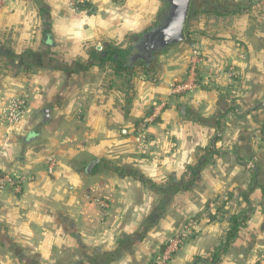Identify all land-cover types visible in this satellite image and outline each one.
<instances>
[{
    "label": "crops",
    "instance_id": "crops-1",
    "mask_svg": "<svg viewBox=\"0 0 264 264\" xmlns=\"http://www.w3.org/2000/svg\"><path fill=\"white\" fill-rule=\"evenodd\" d=\"M170 7L0 6V116L30 98L16 123L0 121V169L26 176L21 193L0 192V264H150L189 222L172 264H205L234 218L244 226L217 264H264V0H191L185 39L162 51L155 77L128 85L106 65L64 68L91 47L132 45ZM196 46L201 84L174 94Z\"/></svg>",
    "mask_w": 264,
    "mask_h": 264
},
{
    "label": "built area",
    "instance_id": "built-area-1",
    "mask_svg": "<svg viewBox=\"0 0 264 264\" xmlns=\"http://www.w3.org/2000/svg\"><path fill=\"white\" fill-rule=\"evenodd\" d=\"M10 0H0V6L6 5ZM71 5L75 8H80V6H87L91 0H69ZM202 51L196 46L193 47L192 53L189 60V67L186 77L183 80L173 83L172 93H183L185 91H191L200 86L199 80V65L202 62ZM25 100H13L5 112L0 116V121L7 124L16 123L23 114L22 109ZM165 103L161 102L157 104V109L149 117L145 119V122H152L158 115V109ZM47 169L49 173H53L57 160L54 155L47 157ZM26 181V176L22 174H11L0 169V192L5 190H11L14 193H21L23 190L24 183ZM222 200H226L223 198ZM193 223L189 222L185 227L170 237L154 254L150 264H172L175 256L181 250L187 237L189 236Z\"/></svg>",
    "mask_w": 264,
    "mask_h": 264
},
{
    "label": "trees",
    "instance_id": "trees-1",
    "mask_svg": "<svg viewBox=\"0 0 264 264\" xmlns=\"http://www.w3.org/2000/svg\"><path fill=\"white\" fill-rule=\"evenodd\" d=\"M84 7L85 6H80V8H84ZM132 48H134V46H130L126 49H122L121 47H111V48L104 49L102 51H98L94 47H91L90 49H88V52L90 55L88 60H85V61L81 59L77 60L79 64V70H86L93 65L104 66L105 64L110 62L116 74L118 75L125 74V73L127 74V71H130V72L135 71V69L139 65L137 62L138 60H141V64H143L145 67H148L150 65L151 59L149 60V58L145 59L142 57L141 58L138 57V60H136L135 56L131 57L130 55V51L132 50ZM104 53L105 55H103ZM125 55L127 58V63H125L123 60L125 58ZM96 59L97 60L99 59V61H96ZM207 162L208 160L205 159L202 164L204 165ZM202 164L191 167L193 174L198 173V170L201 168ZM244 221H245V218H243V220L241 219L238 220L236 218L232 219V225L230 229L228 230L225 241L217 248V250L210 256L209 259H204L201 261L205 264H217L221 260V255L230 246L233 238L235 237L239 229L244 226Z\"/></svg>",
    "mask_w": 264,
    "mask_h": 264
},
{
    "label": "water",
    "instance_id": "water-1",
    "mask_svg": "<svg viewBox=\"0 0 264 264\" xmlns=\"http://www.w3.org/2000/svg\"><path fill=\"white\" fill-rule=\"evenodd\" d=\"M167 1L171 7L162 23L145 32L139 41L140 44L145 46V51L149 53V56H151L153 52L164 49L171 44L181 42L185 39V25L191 0ZM137 50L141 51L138 45ZM103 55H105V53ZM138 57H140V55L136 54L135 58ZM96 162L97 161H94L89 165V172L92 171Z\"/></svg>",
    "mask_w": 264,
    "mask_h": 264
},
{
    "label": "rangeland",
    "instance_id": "rangeland-1",
    "mask_svg": "<svg viewBox=\"0 0 264 264\" xmlns=\"http://www.w3.org/2000/svg\"><path fill=\"white\" fill-rule=\"evenodd\" d=\"M156 26H154V27H156ZM141 37H142V35H140L138 37L137 36L136 37H133L134 42L131 41L132 42V45H130V46H134V48H132V50L130 51L131 57H134L136 55V53L138 52L136 47H137L139 41L141 40ZM124 46H125V44H124ZM130 46L127 44V46H125V48H122V49H126V48H128ZM164 49H167V47L164 48ZM164 49H161V50H158L156 52H153V54L151 56L146 57V58H149V60L151 59L150 60V65L148 67H145L143 64H141V60H138V58H135L136 60H138L137 62H138L139 65L137 66V68L135 69V71H131V72L130 71H127V74L128 75H132L133 77H122L120 83L124 82L125 84H128L129 85L133 81V79H135V77H138L141 74L147 75L146 77H155L156 74H157L155 68H157V66H158V63L156 61H157V59L160 58L159 56L162 54V51H164ZM98 51H100V50H98ZM126 55H125V58L123 59L125 63H127ZM96 61H99V59L98 60L96 59ZM105 65H106V69H112V71H115L113 69V67H112V65H111L110 62L107 63V64H105ZM68 66L69 67H67V66L64 67L65 70H68V71H79V64H78L77 61L71 62L70 64H68ZM121 75H124V74H121ZM184 77H186V76H184ZM105 79H106V83H107V80H108V85H109L110 84V82H109L110 79H113V78L112 77H106ZM28 93L29 92H27V93H21L19 96H17L16 98L12 99L9 103H11L13 100H17V99L25 100L24 106H23L22 109L26 108L29 105V100H30V98H28L29 96L27 95ZM165 105L166 104H164L163 106H165ZM163 106H161V107H163ZM113 165L116 168L118 166H120V165H116V164H113Z\"/></svg>",
    "mask_w": 264,
    "mask_h": 264
},
{
    "label": "flooded vegetation",
    "instance_id": "flooded-vegetation-1",
    "mask_svg": "<svg viewBox=\"0 0 264 264\" xmlns=\"http://www.w3.org/2000/svg\"><path fill=\"white\" fill-rule=\"evenodd\" d=\"M138 48H140L141 51L138 50V53L140 55V58L141 57H148L149 56V53L145 51V46H143L142 44L138 43Z\"/></svg>",
    "mask_w": 264,
    "mask_h": 264
}]
</instances>
